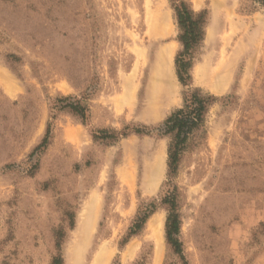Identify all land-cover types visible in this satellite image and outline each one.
<instances>
[{
    "label": "rangeland",
    "instance_id": "374dc122",
    "mask_svg": "<svg viewBox=\"0 0 264 264\" xmlns=\"http://www.w3.org/2000/svg\"><path fill=\"white\" fill-rule=\"evenodd\" d=\"M186 1L207 12L190 86L176 73L179 0H0V264H264V6ZM195 87L216 101L173 178L181 256L161 203L171 136L133 130L155 131ZM64 97L87 120L54 108Z\"/></svg>",
    "mask_w": 264,
    "mask_h": 264
},
{
    "label": "trees",
    "instance_id": "16d2710c",
    "mask_svg": "<svg viewBox=\"0 0 264 264\" xmlns=\"http://www.w3.org/2000/svg\"><path fill=\"white\" fill-rule=\"evenodd\" d=\"M180 4L175 7L177 24L179 27L178 40L182 45V49L178 52L175 58L176 73L179 81L184 86L192 84L191 69L194 65L193 49L200 45L206 36L207 12H196L186 0H179ZM264 6V0H258ZM68 98H58L54 108L59 110L68 109L76 115H80L85 121L89 108L87 105H82L78 102L67 101ZM216 101V97L210 93H205L201 88L195 87L191 89L185 96L184 103L181 107L174 109L164 122L155 131L147 126L134 128L133 132L141 134H155L158 136H171V142L168 148V167L170 189L162 198L161 203L167 205L168 216L165 225L166 239L175 253L183 255V243L180 240L181 231V216L178 208V192L177 185L173 182L176 177L182 154L186 149L191 135L200 127L203 126L205 116L209 106ZM103 132L102 138L117 139V133L108 132V130H98ZM51 134V126L48 127L45 137L36 149L46 146L49 143ZM129 132H124L126 136ZM94 137H98L97 134ZM157 209L155 202L143 205L137 212L136 217L132 221L127 235L124 237L123 243L126 244L131 237L139 234L149 217ZM58 246H60L58 242ZM53 264H63L62 256L54 258ZM136 264H147L145 259Z\"/></svg>",
    "mask_w": 264,
    "mask_h": 264
},
{
    "label": "bare ground",
    "instance_id": "6f19581e",
    "mask_svg": "<svg viewBox=\"0 0 264 264\" xmlns=\"http://www.w3.org/2000/svg\"><path fill=\"white\" fill-rule=\"evenodd\" d=\"M168 49V48H167ZM166 49V50H167ZM165 50V51H166ZM167 52V51H166ZM163 55V54H162ZM169 55V54H168ZM166 57V56H165ZM164 62V61H163ZM151 226H153L154 228H155V230H159L160 228H162L163 227V223H164V221H163V219H162V217H160V216H155L152 220H151Z\"/></svg>",
    "mask_w": 264,
    "mask_h": 264
}]
</instances>
